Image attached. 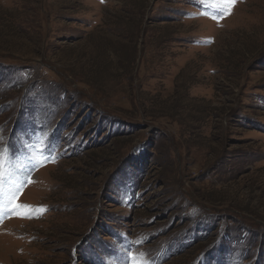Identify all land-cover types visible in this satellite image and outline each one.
Segmentation results:
<instances>
[{
	"label": "rangeland",
	"instance_id": "obj_1",
	"mask_svg": "<svg viewBox=\"0 0 264 264\" xmlns=\"http://www.w3.org/2000/svg\"><path fill=\"white\" fill-rule=\"evenodd\" d=\"M0 211V264H264V0H0Z\"/></svg>",
	"mask_w": 264,
	"mask_h": 264
},
{
	"label": "snow or ice",
	"instance_id": "obj_2",
	"mask_svg": "<svg viewBox=\"0 0 264 264\" xmlns=\"http://www.w3.org/2000/svg\"><path fill=\"white\" fill-rule=\"evenodd\" d=\"M222 2L224 4V6H225V9L227 10L229 8L234 7V5L237 2V0H222ZM228 14H230V12ZM44 160L46 162H55V157L54 156H51V154H49L48 156H46L44 158ZM41 166H43V165H41ZM26 182H30V181H27L26 180ZM21 207H23L24 209H28V211H26L24 213H20L18 211V209H20ZM12 210H13V212H16L18 215H21V218H25V219H27V218H34V217L31 216L30 206L14 205ZM134 264H136L135 261H134Z\"/></svg>",
	"mask_w": 264,
	"mask_h": 264
},
{
	"label": "bare ground",
	"instance_id": "obj_3",
	"mask_svg": "<svg viewBox=\"0 0 264 264\" xmlns=\"http://www.w3.org/2000/svg\"><path fill=\"white\" fill-rule=\"evenodd\" d=\"M12 222H15V221L14 220H10L9 222L4 223L3 226L0 228V231L4 228V226L9 225Z\"/></svg>",
	"mask_w": 264,
	"mask_h": 264
}]
</instances>
